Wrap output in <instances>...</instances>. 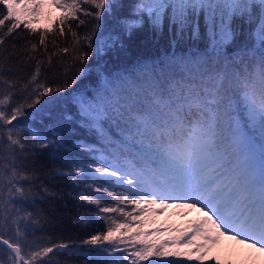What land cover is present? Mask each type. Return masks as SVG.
<instances>
[{"label":"snow or ice","instance_id":"6c2138e0","mask_svg":"<svg viewBox=\"0 0 264 264\" xmlns=\"http://www.w3.org/2000/svg\"><path fill=\"white\" fill-rule=\"evenodd\" d=\"M51 3L64 13L55 34L70 33L73 45H56L49 54L51 30L34 26L44 0H0V264H62L65 256L140 264L152 256H179L162 249L167 243L191 244L195 237L204 240L197 251L227 238L252 250V264H264V0ZM114 16L120 22L116 39L109 37L112 47L123 49L122 36L145 28L157 35L169 31L177 46L207 37L212 55L173 54L168 62L194 66L198 80L165 81L151 71L142 81L134 72L102 68L100 82L89 91L82 80L88 50L109 47L104 41L96 45ZM70 21L77 22L75 28ZM82 25L81 35L76 29ZM69 52L70 77L61 55ZM140 67L147 77L148 66ZM69 89L72 107L60 108L68 104L62 94ZM77 131L98 136L102 148L84 142L85 136L74 145L78 154L65 156ZM68 198L96 206L94 234L79 244L35 237L62 219L58 213ZM129 205L138 214L151 211L142 205H160L161 212L199 207L204 215L190 233L157 246L141 239L151 233L127 235L144 222L125 211ZM72 223L89 220L77 215Z\"/></svg>","mask_w":264,"mask_h":264},{"label":"trees","instance_id":"16d2710c","mask_svg":"<svg viewBox=\"0 0 264 264\" xmlns=\"http://www.w3.org/2000/svg\"><path fill=\"white\" fill-rule=\"evenodd\" d=\"M123 3H130L131 0H122ZM122 13L126 12V10H121ZM64 13L62 10L56 16L54 21H52V25L50 27L46 26H35L38 30H46L50 29L51 31L48 34V51L51 54L53 51H57L56 45L60 48L62 47H69L71 48L73 45V38L70 33H67L65 36H59L55 34L56 32V24L59 18ZM81 19H85L81 15ZM119 22L120 17L114 16L110 17L105 21V31L103 34H98L97 43L100 41L106 42L109 47L104 48L102 51L94 53L93 50H88L90 54V59L87 61L88 72L85 78H82L83 82L88 85L89 91H94L97 87V84L100 82L99 71L102 68H107L113 74L122 73L125 70L128 72H134L136 76L140 80L150 79L151 78V71H154L161 80H188L189 78L198 80L197 70L194 66H189L188 69H184L182 67H169L168 62L169 58L176 54L178 56H193L194 54H203L205 51L212 55V49L210 41L207 37L202 39L196 40H188L184 39L180 42L179 46L175 43H170L171 33L165 30L162 34H155L148 30L147 28L134 33L131 37L122 36L121 41L125 45L123 49L119 47V45L112 47V40L116 39V35L119 32ZM75 28V24L77 22L70 21ZM90 27V24L88 25ZM85 30V26H80V28L76 29L78 33L81 35ZM18 32H23V28L19 29ZM13 35H16L15 33ZM112 37V40L109 39ZM26 38L31 39L33 42L37 41V36L27 35ZM55 40V45L52 44V41ZM12 38H8L7 44L11 45ZM100 45V44H99ZM101 46V45H100ZM207 46V47H206ZM98 48L99 46L96 45ZM42 50V49H41ZM64 59L68 61L69 65V77L71 76V65H72V53L69 52L67 56H63ZM55 59V57H54ZM141 65H146L149 68V75L146 77L141 72ZM61 74H63V66H61ZM107 75V73H105ZM52 77L49 76V79ZM93 81H96L94 83ZM72 92L71 89L68 90L67 93L62 94L63 98L68 99V104H61L59 105L60 108H71L72 103L69 94ZM39 107V106H38ZM30 111V110H29ZM87 137L84 140V137ZM81 140H84L86 143H95V146L102 148L103 142L100 140L98 136H93L91 132H81L77 131L73 133L72 136V145L69 146V151L65 152V156H73L77 155L79 149L74 147L75 144L79 143ZM111 150V149H109ZM45 163L50 164L55 167H60V165L51 160H45ZM70 191V189H68ZM105 200H111V197H104ZM96 206L89 205V204H80L78 201H73L70 198L67 199V206L62 208L60 215L62 219L55 222L54 224L47 226L44 231H37L35 233V237H51L52 240L56 242L64 241H73L77 244L80 243L82 239L85 237L94 234L97 230V224L91 222V218L95 217ZM125 211H133V215L138 218V213L134 211V206L129 205L125 208ZM80 215L83 216L84 219L89 220L88 224L81 223L80 225H74L72 223V218ZM109 215H117V214H109ZM123 222L122 217H118ZM141 228H145L144 222L142 224H136L133 226L132 229L128 230V236H134L136 232L141 231ZM102 230V229H101ZM121 232L123 233L124 230L122 229ZM29 239H33V237H29ZM45 240H39L38 243H46ZM139 246V245H138ZM123 247V246H122ZM129 250H132L131 248ZM52 254H50L51 256ZM157 257V256H155ZM57 259H61L59 255L56 257ZM45 260L48 257L44 258ZM155 261V259H154ZM96 264L95 261H85L79 257L74 256H65L62 258V264ZM148 262H153L149 260L141 261L140 264H148ZM37 264H41V262H37ZM159 264V263H158Z\"/></svg>","mask_w":264,"mask_h":264},{"label":"rangeland","instance_id":"374dc122","mask_svg":"<svg viewBox=\"0 0 264 264\" xmlns=\"http://www.w3.org/2000/svg\"><path fill=\"white\" fill-rule=\"evenodd\" d=\"M44 2L45 6L42 9V14L38 17V23L34 26L50 27L52 21L61 11L51 3V0H44ZM99 44L98 42V48L101 47ZM142 206L151 209V211L147 214H138L137 220L143 218L145 228H141V231L151 233V235L142 236L141 239L150 243L154 242L157 246L160 243L181 237L186 230L190 233L192 228L201 222L204 215L199 207L176 208L171 206L161 212L160 205ZM201 243H204V240L200 237H195L194 242L191 244L184 242L167 243L165 248L162 249L163 252L180 253L181 255L152 256L148 260L154 261L155 259L159 264H165L166 261H177L178 264H230V262L231 264H252L249 260V253L252 250L248 249L246 245H241L227 238H221L219 244L209 245L208 248L197 251L196 246ZM137 247L139 246L137 245ZM205 252H207L206 255H204ZM198 257L201 259H197ZM148 264H152V262H148Z\"/></svg>","mask_w":264,"mask_h":264}]
</instances>
